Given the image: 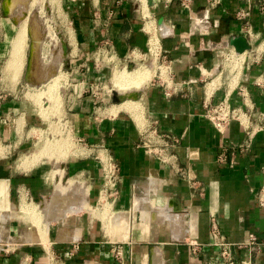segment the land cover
I'll return each instance as SVG.
<instances>
[{"label": "crops", "instance_id": "0c3cea01", "mask_svg": "<svg viewBox=\"0 0 264 264\" xmlns=\"http://www.w3.org/2000/svg\"><path fill=\"white\" fill-rule=\"evenodd\" d=\"M215 1L62 0L68 24H54L61 54L47 29L52 21L31 20L37 44L24 78L34 90L62 72L75 82L64 96L79 146L63 161L27 167L33 130L45 122L0 80V264H210L213 222L232 243L255 234L252 260L264 264V0ZM3 2L12 12L26 1L10 10ZM2 15L0 35L15 28L13 40L27 22L28 37L30 17ZM233 36L251 48L235 52ZM151 51L166 74L134 99L97 96L107 75L100 57L136 67ZM23 63L17 73L4 66L5 76L17 78ZM222 99L246 113V128L232 120L219 132L204 116V104ZM153 127L177 139L167 163L142 145ZM105 158L115 166L112 182Z\"/></svg>", "mask_w": 264, "mask_h": 264}, {"label": "rangeland", "instance_id": "374dc122", "mask_svg": "<svg viewBox=\"0 0 264 264\" xmlns=\"http://www.w3.org/2000/svg\"><path fill=\"white\" fill-rule=\"evenodd\" d=\"M3 1L4 0H0V19L2 17H4L2 15L3 8H4L3 7ZM25 1H26L25 5H22V4L16 5L14 7V9L12 10L11 14L9 16H6V17H8L9 19H12L13 17H16V18L22 17V20H23L26 16L29 19L30 16L35 15L36 20L38 21L39 24L42 25V27L45 26L46 20L47 21H49V20L53 21L52 24L51 23L50 24L52 25L53 38L56 40V45L54 46V48H58V51L61 54L63 50H61V46L59 44L60 43V39H58V36H57L58 30H61V29H60V27H57L58 25L54 26V24H61V23L56 21V20H54L53 13H52L51 9H50L51 12L49 11L50 7H49V4H48L47 0H25ZM140 1H142V0H140ZM32 2H33V4H31ZM61 2H62V0H60V6H61ZM14 30H15V28L10 30V32L8 34L6 33L5 38L2 35H0L1 39H2V37H3V39H5V45L3 46L4 50L2 51V54L0 56V80H1V83L2 84H7L8 86H10V88L12 90H14L13 94H15V96H21L25 100H27L29 106H32L31 108L33 109V111L36 114L40 115L41 118L43 119V121L45 122L41 129H39V130L38 129H34L33 130V136H32L33 142H32V145L27 148L26 155H28V157H30L32 155V157H33L34 155L37 154L36 152H38L37 155L40 157L39 161H42V160H45V161L48 160V161H52V162L53 161H63V160H65L68 157V155L71 154V153H69V151L71 150L70 147L73 148L74 147V143H75L76 147L79 146L77 144L76 140L72 137L73 134H72L71 128H70L68 122H66V119H67L66 118L67 107H66V96H64L65 91H68L72 87L71 85L74 84L75 82L74 83L71 82L69 77H67L66 74L63 75V72L62 73L60 72L61 74H60L59 77L60 78L62 77V79H60L58 77L57 78L58 80L55 82L57 84H55V85L53 84L52 85V81H51L45 87L40 88L39 90L30 89L28 83L26 82V80L24 78V70L26 68V60H27V57H28V52H29V50L31 48L30 47L31 45H30V41H29V39H30L29 36L27 37V44H26V48H25V57H24V60H23L24 64H23L22 71L20 72L19 76L17 78H15V79L13 77L12 80L7 75L5 76L4 66L6 67V62L8 60L10 46H11V40H12L13 35H14ZM42 31H43V33L45 32V27L42 29ZM48 49L51 50V46L50 45L48 46ZM50 50L48 51L49 53H50ZM154 53L155 52H152L151 54L148 53V56H147V59H146L147 61L145 62V64H144V62H141L142 65H139L140 61L137 59L136 63L138 65H136V67H135L137 69H144L145 68V69L149 70L151 72V74H153L152 78H154V76L156 74L157 75L160 74V73L161 74H163V73L166 74V72H167L166 67L163 66V64L159 61L158 56L155 55ZM104 54H105V52H104ZM63 59H65L64 55L62 56V60ZM100 59L102 61V63H101L102 66H105V68H107V75H106L105 79L102 80V82L99 85V87H97L95 89L96 90L95 92L97 93V96H99V93H101V95H100L102 97L101 99H105L107 102H110L112 100V98H111L112 97V92H110L109 89H114L113 86H112L113 73H114V71H118V70L119 71L120 70H126L127 69L126 68L127 64L125 62L122 63V64H117L116 60H114L112 58L110 53L105 54L104 61L102 60V57H100ZM62 60H60V61H62ZM5 69L6 70L8 69L10 71L9 68H5ZM60 69H61V71H63L64 62H62ZM58 82L61 83V84H59ZM148 83H146V84H148ZM146 84L143 87H141L140 89H137V90L141 91L146 86ZM48 85L52 86L54 88L53 89V93H54L53 95L55 96L57 103H56V101H53V99L49 100V98H47V96H45L46 95V93H45L46 91L45 90H46V87L47 88L49 87ZM133 91L134 90H132L130 92H133ZM37 92H38V94H37ZM39 94H40V96H42L40 99H38L40 97ZM37 95L39 97H37ZM35 99H36V101H35ZM47 102H48V104H47ZM45 103L48 105V107L46 109H44V105H46ZM52 103L53 104L55 103V104L52 105ZM50 129H51V131H50ZM40 130L42 131V133H41ZM69 136L71 138H69ZM59 139H61V140L59 141ZM54 140L56 142L58 141V143L60 145H61L63 140H64V142L62 143L61 146H59V144L58 143L56 144V142ZM46 141H48L49 144ZM52 141L55 143V145H54V143ZM46 143L49 146H46ZM65 143H66V145H65ZM58 146L61 147V148H59ZM63 146L66 147V149ZM45 147H47V149L48 148L52 149L53 147L55 149V147H56L55 150L54 149L51 150L52 153L54 151L61 152V150H62L64 155L63 154H61L59 156L57 155L59 157L58 158L59 160H54L55 156L54 155L52 156V153L49 151V149L47 151V149ZM50 147H52V148H50ZM39 148H41V150ZM63 149H65V151ZM42 150L44 152L46 151V153H48V154L46 155ZM41 152H43L42 153L43 155L41 154ZM39 153H40V155H39ZM41 155L44 156V158ZM49 155H51L52 157L51 156L49 157ZM47 156L49 158H47ZM37 161H38V159H37ZM52 264H53V262H52Z\"/></svg>", "mask_w": 264, "mask_h": 264}, {"label": "built area", "instance_id": "2783aa9c", "mask_svg": "<svg viewBox=\"0 0 264 264\" xmlns=\"http://www.w3.org/2000/svg\"><path fill=\"white\" fill-rule=\"evenodd\" d=\"M212 2H216L212 0ZM250 27L247 28V33L249 34ZM152 53V51H151ZM155 55H158L157 52ZM204 116L212 123L214 128L219 132H224L227 124L232 121H238L244 128H246L245 119L246 113L241 111L240 108L233 107L227 99H222L217 103H206L204 104ZM144 140L142 145L149 150L156 158L161 162L167 163L170 161V157L173 155L169 154L171 148L177 142V139L168 134H164L152 128L145 132ZM219 161L225 160L224 152H221L218 156ZM105 164V175L104 179L107 182L113 181V171L115 166L109 158L104 159ZM262 202L264 203V194L262 195ZM210 241L209 245L217 248L215 256L211 257L209 260L210 264H254L252 260V254L258 245V240L255 234L249 233L248 238L244 243H232L227 240L225 235L221 232L220 228L213 222L211 224L210 230ZM199 244H194L191 246L192 253L195 256H199L200 249ZM245 249L246 253L242 257H237L235 254L236 250Z\"/></svg>", "mask_w": 264, "mask_h": 264}, {"label": "bare ground", "instance_id": "6f19581e", "mask_svg": "<svg viewBox=\"0 0 264 264\" xmlns=\"http://www.w3.org/2000/svg\"><path fill=\"white\" fill-rule=\"evenodd\" d=\"M7 2V8H8V10H10V7H12L11 5L13 4V3H15L17 0H6ZM14 1V2H13ZM47 2L49 3V5L52 7V9H53V13H54V16H53V18H54V20H56V21H58V22H60L61 24H68L67 22H66V19H65V16L62 14L63 12H61V10H60V3H59V0H47ZM143 2H144V0H143ZM32 4H33V2H32ZM146 5V4H145ZM44 19V18H43ZM26 21V20H25ZM33 21V20H32ZM53 22V21H52ZM23 23V22H22ZM50 23V22H49ZM26 24H27V22L25 23V24H22L21 26H19L18 25V27H20V28H18L17 29V34H16V36H15V38L13 39V40H11L12 41V44H11V51H10V53H9V58H8V60H7V62H6V67L5 68H9L10 69V71H12V72H18L19 71V69H20V67L22 66V63H23V60H24V54H25V48H26V32H27V26H26ZM45 24H47V23H45ZM48 25H50V24H48ZM49 27V26H48ZM47 27V29H50V30H52V28L51 27H49L48 28ZM66 28H67V26H66ZM67 32H70L69 31V29L67 28ZM53 32V31H52ZM48 33H50V32H48ZM70 34V33H69ZM50 35V34H49ZM71 35V34H70ZM51 37V36H50ZM71 39V38H70ZM155 47V46H154ZM153 48V47H152ZM154 49V48H153ZM235 62V61H234ZM233 62V63H234ZM239 63V62H238ZM24 64V63H23ZM233 65V64H232ZM234 67V66H233ZM22 69V68H21ZM236 69V68H235ZM8 70V69H7ZM7 70L5 69V71L7 72ZM8 72H9V70H8ZM12 72H10V73H12ZM10 73H9V75H10ZM12 75L14 76L15 75V73H12ZM58 75V74H57ZM60 75V74H59ZM62 76V75H61ZM152 76H153V74H151V72L149 71V70H147V69H137V68H131L130 70H128V69H126V70H118V71H114V73H113V76H112V86H113V88L114 89H112V90H116L118 93H124V94H126V93H129L130 91H132V90H137V89H140L141 87H143L146 83H148L149 82V80L152 78ZM10 77H12L11 75H10ZM13 78V77H12ZM15 78H16V76H15ZM60 78V77H59ZM54 79V81H52V85L54 84H57V83H55L58 79H57V77H54L53 78ZM60 79H62V77L60 78ZM59 79V80H60ZM50 81V82H51ZM63 81V80H62ZM50 82H48V83H50ZM61 82V81H60ZM47 83V84H48ZM59 83V82H58ZM59 84H61V83H59ZM58 84V85H59ZM49 86V85H48ZM56 88V87H55ZM53 87L52 86H49L48 88L46 87V95L45 96H47V98H49V100L51 99H53V101H56V98H55V96L53 95L54 93H53ZM59 89V88H58ZM56 91V90H55ZM42 92V91H41ZM44 93V94H45ZM37 94H38V92H37ZM35 95V94H34ZM33 95V96H34ZM42 95V94H41ZM39 96H40V94H39ZM38 95H37V97H39ZM42 96H40L38 99H40ZM35 98V97H34ZM55 98V99H54ZM33 99V98H32ZM34 100V99H33ZM35 101H36V99H35ZM39 101V100H38ZM126 101V100H125ZM56 103H57V101H56ZM47 104H48V102H47ZM55 104V103H54ZM53 103H52V105H54ZM48 106V105H47ZM137 106V105H136ZM119 107V106H118ZM121 107V106H120ZM123 107H125V106H123ZM131 107V106H130ZM134 107V106H133ZM138 107V106H137ZM47 108V107H46ZM53 108V107H52ZM135 108V107H134ZM116 109V108H115ZM122 109V108H121ZM127 109V108H126ZM116 111V110H115ZM42 112V111H41ZM40 112V113H41ZM114 112V111H113ZM41 131V130H40ZM48 131V130H47ZM50 131H51V129H50ZM54 132V131H53ZM41 133H42V131H41ZM40 133V134H41ZM51 138V137H50ZM69 138H71L70 136H69ZM68 138V139H69ZM61 139H59V141H60ZM55 141V140H54ZM48 144H49V142L48 141H46ZM53 142V141H52ZM56 142V141H55ZM64 142V140L62 141V143ZM47 143H46V146H49V145H47ZM54 143V142H53ZM58 143V141L56 142V144ZM62 143H61V145H62ZM43 144V143H42ZM45 144V143H44ZM59 144V143H58ZM52 145V144H51ZM50 145V146H51ZM54 145H55V143H54ZM60 144H59V146H61ZM64 145V144H63ZM65 145H66V143H65ZM44 146V145H43ZM58 146V147H59ZM71 146V145H70ZM57 147V148H58ZM64 147V146H63ZM46 149H47V147H45ZM50 148H52V147H50ZM59 148H61V147H59ZM65 149H66V147H64ZM68 148V147H67ZM40 150H41V148H39ZM49 149V148H48ZM48 149H47V151H48ZM52 149H54V147L52 148ZM52 149H49V151L52 153ZM55 149H56V147H55ZM54 149V150H55ZM65 149H63L64 151H65ZM70 149H73V148H71L70 147ZM69 149V150H70ZM39 150V151H40ZM68 150V149H67ZM76 150V149H75ZM43 151V150H42ZM62 151V150H61ZM36 152V151H35ZM44 152V151H43ZM43 152H41V154L43 153ZM49 152V153H50ZM56 152V151H55ZM72 152H73V150H72ZM75 152V151H74ZM37 154H38V152H36ZM46 155L48 154V153H46V151L44 152ZM50 153V154H51ZM58 153V152H57ZM60 153V152H59ZM58 153V154H59ZM62 153V152H61ZM35 154V153H34ZM33 154V155H34ZM34 155L33 157H24L25 158V161H24V159H23V161H24V163H27V167H29V166H32V165H34V164H36V162H37V159H38V161H39V159H40V157L38 156V155ZM55 153H52V156L54 155ZM39 155H40V153H39ZM43 155V154H42ZM41 155V156H42ZM56 156H57V154H55ZM51 155H49V157H50ZM51 156V157H52ZM55 156V157H56ZM39 157V158H38ZM43 158H44V156H42ZM48 156H47V158H49ZM24 163H22V164H24ZM26 165V164H25ZM25 165H23V166H25ZM20 168V167H19ZM26 168V167H25ZM28 169V168H27Z\"/></svg>", "mask_w": 264, "mask_h": 264}, {"label": "water", "instance_id": "95a60500", "mask_svg": "<svg viewBox=\"0 0 264 264\" xmlns=\"http://www.w3.org/2000/svg\"><path fill=\"white\" fill-rule=\"evenodd\" d=\"M146 2H147L148 5H152L153 4V0H146ZM3 4H4V2H3ZM3 11L8 16L11 14V12L7 11L5 8H3ZM31 20H35L37 22L35 15L30 16V21H29V24H28V36L31 38V42H32L30 47H31V49L33 51L34 44H37V42L35 43V36H34L33 30H32ZM230 44L234 47V50L237 53H242V52H244L246 50H249L251 48L248 40L244 36H233L231 38V40H230ZM62 47H63L64 51H66V45L62 44ZM33 55H34V53H33ZM30 60H31V56H28L27 60H26V67L27 68L30 66ZM133 67H135V63L133 61L128 62L127 65H126V68L128 70H130ZM111 92H112V97H111L112 101L114 103H119V102H122V101H124L126 99H131V98L134 99V98H136L140 91L139 90H134L133 92H129V93H126V94L118 93L116 90H112Z\"/></svg>", "mask_w": 264, "mask_h": 264}]
</instances>
